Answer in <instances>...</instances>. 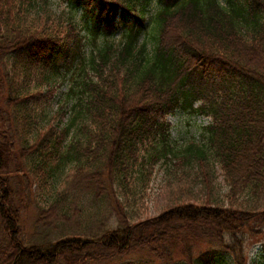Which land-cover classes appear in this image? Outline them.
I'll return each instance as SVG.
<instances>
[{
	"label": "trees",
	"instance_id": "obj_1",
	"mask_svg": "<svg viewBox=\"0 0 264 264\" xmlns=\"http://www.w3.org/2000/svg\"><path fill=\"white\" fill-rule=\"evenodd\" d=\"M64 2L0 0V264H264V0ZM175 160L206 202L135 221L121 197Z\"/></svg>",
	"mask_w": 264,
	"mask_h": 264
},
{
	"label": "rangeland",
	"instance_id": "obj_2",
	"mask_svg": "<svg viewBox=\"0 0 264 264\" xmlns=\"http://www.w3.org/2000/svg\"><path fill=\"white\" fill-rule=\"evenodd\" d=\"M49 3V8L52 13L59 15L60 12H63L64 9H68V4L64 0H47ZM152 10V8H151ZM155 10V7H153ZM68 12V11H66ZM83 13L78 12L77 18L82 17ZM83 27L86 25L85 22L81 23ZM121 36L120 34L117 35ZM67 86L64 85L61 87L60 92L65 93ZM56 108V107H55ZM54 108V110H55ZM167 120L173 126V139L177 140L179 152H182L186 146L191 143H203L202 134L204 128L207 127L210 123V119H206L200 116H191L189 114H173V116H168ZM67 121V118L64 119V122ZM176 163L180 164L177 166ZM175 164V165H174ZM222 171L220 168L215 170V178L213 184L216 185L215 190H213V196L220 202L224 203L227 206L229 205V198L227 194L229 188L224 183V178L222 176ZM184 174H187V177L184 178ZM196 172L192 171L190 167L183 168L180 160H175V163L169 162L167 165L158 166L152 176V179L149 183L148 189L141 192L134 198L136 203L133 204L132 196L129 198L121 197L122 206L130 211L135 213V221H144L146 219H153L156 216L160 215L166 210L167 207L175 204V201L181 200L182 202H191L195 204L205 203L207 200V191L204 192L201 186H196L190 183V180L195 178ZM178 178H183L179 183ZM182 189L180 197L172 195V192L177 193ZM44 200V199H43ZM42 199H38L40 203ZM32 207L23 214V227L27 234L33 233L34 222L37 218V205L36 200L33 201ZM43 204V203H41ZM129 204V205H128ZM45 205V204H43ZM42 205V206H43ZM90 217L87 218V220ZM95 221V220H93ZM263 244L256 243V245H249L247 251H249V260L250 262L256 261L257 258L262 256Z\"/></svg>",
	"mask_w": 264,
	"mask_h": 264
}]
</instances>
